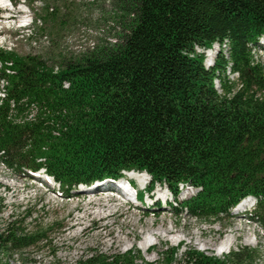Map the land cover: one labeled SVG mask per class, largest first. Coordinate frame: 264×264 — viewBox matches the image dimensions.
Masks as SVG:
<instances>
[{
	"label": "trees",
	"instance_id": "trees-1",
	"mask_svg": "<svg viewBox=\"0 0 264 264\" xmlns=\"http://www.w3.org/2000/svg\"><path fill=\"white\" fill-rule=\"evenodd\" d=\"M125 8L130 18L117 43L74 58L0 47V163L23 176L44 171L65 196L124 172L146 173L150 190L166 185L175 201L182 186L196 189L174 211L210 222L231 218L253 197L248 217L264 228V62L256 56L264 0H126ZM216 44L207 66L197 49ZM22 214L0 228V264L48 239V227L26 225L28 208ZM260 256L189 250L180 264H253ZM138 261L147 264L131 250L72 264Z\"/></svg>",
	"mask_w": 264,
	"mask_h": 264
},
{
	"label": "rangeland",
	"instance_id": "rangeland-1",
	"mask_svg": "<svg viewBox=\"0 0 264 264\" xmlns=\"http://www.w3.org/2000/svg\"><path fill=\"white\" fill-rule=\"evenodd\" d=\"M12 2L13 7L8 0H0V7L3 6L0 8V47L20 56L37 55L55 62L80 56L105 41L117 43L119 34L126 32L125 20L130 18L126 0ZM261 44L256 56L264 62L263 40ZM219 49L217 44L211 50H197L205 53L209 63ZM3 83L0 77L2 96ZM215 86L220 89L218 80ZM44 174L41 171L23 176L0 163V228L12 220V216L24 219L25 208L33 213L26 225L48 227L47 241L24 252L3 255V264H72L90 254L111 255L131 250L135 253L137 250L147 264H180L189 250L224 259L232 251L243 248L256 249L261 256L253 264H264V228L248 217L254 209L252 200L250 208L242 212L237 209L243 203L238 204L231 218L210 222L191 218L185 210L178 215L175 213L173 207H177V202L195 194L196 189L191 186H182L175 201V195L166 185H157L150 194L134 182L144 200L126 204L124 200H117L116 193L96 195L82 186L65 196L59 192L56 181L46 174L48 179H43ZM119 180L116 181L119 183L121 178ZM139 182L150 187L149 175L145 174L144 180ZM151 195L154 198H149ZM162 195L167 199L165 204L158 201ZM105 203L107 207H103ZM228 236L233 241L231 248L222 253L221 243ZM172 248L178 249L173 260L167 257ZM137 264L145 263L138 261Z\"/></svg>",
	"mask_w": 264,
	"mask_h": 264
},
{
	"label": "bare ground",
	"instance_id": "bare-ground-1",
	"mask_svg": "<svg viewBox=\"0 0 264 264\" xmlns=\"http://www.w3.org/2000/svg\"><path fill=\"white\" fill-rule=\"evenodd\" d=\"M3 6H1L0 8H2ZM217 45V44H216ZM215 45V46H216ZM214 46V47H215ZM213 47V48H214ZM212 48V49H213ZM209 50H211V49H209ZM211 57V56H210ZM216 57V56H215ZM211 59V61H209V63H207L206 62V65L208 66H210V65H212L213 63H214V60H215V58H210ZM207 60V59H206ZM4 90V89H3ZM1 96V95H0ZM39 173H41V172H39ZM39 173H35V174H39ZM127 173V175L129 176V177H131V178H135V179H137L138 181L139 180H144V175L146 174V173H135L134 171L133 172H131V173H129V172H126ZM44 176H45V174H44ZM46 177V176H45ZM45 177H43V179H47V177L45 178ZM106 180H108V181H106ZM106 180H102V181H105V182H102V181H97L94 185H90V186H85V185H81L82 187H88V189H90V191H93V192H91V193H96V195H99L98 193H106V192H109V193H114V192H116V191H121V188H122V186L120 185V183H118L116 180H118L119 181V178L118 179H106ZM106 183H112L113 184V186H111V185H107ZM103 184V185H102ZM145 184V183H144ZM51 185V184H50ZM81 186H79V187H81ZM95 188V189H94ZM143 191H146V193H149L150 192V194L153 192L152 190H150V187H148L147 185H145L143 188ZM147 189L149 190L148 192H147ZM108 190V191H107ZM108 199V201H110V199H109V197L108 196H106ZM105 197V198H106ZM113 197V196H112ZM154 198V196L153 195H151V196H149V198ZM163 199H162V198ZM160 198H159V200L158 201H161V202H164V204L166 203V198H165V196L164 195H162ZM119 198H117V200H118ZM140 199H141V194H140ZM162 199V200H161ZM142 200V199H141ZM144 200V199H143ZM142 200V201H143ZM250 200L251 199H249V200H247V201H245V202H243V204H242V206H240V208H238L237 210H239V212H242V210H245L247 207H249L250 208V204H251V202H250ZM255 201H256V199H255ZM111 202V201H110ZM252 202H254V201H252ZM246 203V204H245ZM169 204V203H168ZM244 205V206H243ZM255 205V204H254ZM108 206V204H103V207H107ZM102 207V206H101ZM237 207H235L233 210H235ZM118 211V210H117ZM238 212V213H239ZM92 215V214H91ZM107 216V215H106ZM110 216V215H109ZM104 217V216H103ZM106 218V217H105ZM83 220V219H82ZM81 221V220H80ZM96 221V220H95ZM87 228V227H86ZM170 230L171 229H169V230H167V232H170ZM155 234L154 235H159V233H156V232H154ZM231 237H227V238H225L223 241H222V243H221V246H220V251H222V253H224L226 250H228V249H230L231 248V243L233 242V241H231V239H230ZM146 243V242H145ZM233 245V244H232Z\"/></svg>",
	"mask_w": 264,
	"mask_h": 264
}]
</instances>
